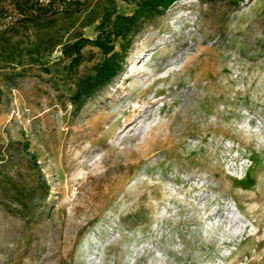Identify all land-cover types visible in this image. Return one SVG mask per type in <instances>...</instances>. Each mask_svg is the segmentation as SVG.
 I'll use <instances>...</instances> for the list:
<instances>
[{"label": "rangeland", "instance_id": "rangeland-1", "mask_svg": "<svg viewBox=\"0 0 264 264\" xmlns=\"http://www.w3.org/2000/svg\"><path fill=\"white\" fill-rule=\"evenodd\" d=\"M82 1L61 24L91 38V11L135 8ZM14 2L0 0V31L19 16ZM85 52L75 75L60 46L30 64L0 57V264H264V0L176 1L77 106L78 78L102 59ZM196 64L212 67L210 88L196 84ZM144 98L157 101L126 120ZM188 107L197 124L184 135L175 129ZM110 178L123 182L104 207H86Z\"/></svg>", "mask_w": 264, "mask_h": 264}, {"label": "trees", "instance_id": "trees-1", "mask_svg": "<svg viewBox=\"0 0 264 264\" xmlns=\"http://www.w3.org/2000/svg\"><path fill=\"white\" fill-rule=\"evenodd\" d=\"M125 1L135 4L131 13H121L107 2L89 13L88 23L96 24V36L91 38L73 22L61 24L62 18L72 21L80 15L87 7L86 1L63 0L57 4V0H15L19 16L0 31L1 60L30 64L41 61L43 55L60 46L68 73L75 75L85 61V48H97L102 59L93 73L78 78L72 96L73 104L81 106L122 71L134 38L144 24L164 15L178 0ZM25 71L26 67L13 75L23 76Z\"/></svg>", "mask_w": 264, "mask_h": 264}, {"label": "bare ground", "instance_id": "bare-ground-1", "mask_svg": "<svg viewBox=\"0 0 264 264\" xmlns=\"http://www.w3.org/2000/svg\"><path fill=\"white\" fill-rule=\"evenodd\" d=\"M200 63V62H199ZM183 68L185 70H192L191 67L187 66L186 64L183 66ZM195 69L199 70L201 72L200 76L196 78V84L197 85H200V82L201 80H206V85H205V88H210V82L215 78V75L213 73V70H212V67L209 65V64H196V67ZM225 70V69H223ZM135 72V71H134ZM134 72H132V74H135ZM171 76V74L165 76V77H161L159 80L160 81H163L165 82L169 77ZM155 83V82H154ZM154 83H152L149 87L141 90V94H144L145 92H148L150 90L151 87H153ZM163 90V89H162ZM161 89L157 90V92L159 91H162ZM183 94V93H182ZM156 98V97H155ZM153 98L152 100H147L146 98H144L142 101H140V104L133 107V109H131V111L129 112L128 114V117L126 120H129V121H132V120H136L137 117L140 115V112L138 113V110L141 109V111L143 112H147L148 108H150V106H152L156 101L157 99ZM192 107H188V111L186 112H183L184 114V120L182 122V126H179L177 127L175 130L176 131H180L182 134H184V132H187V130H189L190 128L192 127H195L196 126V121L194 122L192 119H191V111H193V109H191ZM195 111V110H194ZM193 111V112H194ZM182 113V111H181ZM148 117L149 118H152V115H153V112H149L148 113ZM193 116V115H192ZM111 118V116H107L103 121L102 123L105 124L108 119ZM181 117L179 116V113L176 115L175 117V122L177 120H181L180 119ZM178 123V122H177ZM147 127V126H146ZM167 128V127H166ZM171 128V127H170ZM173 128V127H172ZM101 129V128H100ZM146 130V129H145ZM174 128L171 130V134L169 136L166 137L165 141L164 142H167L170 146H174L175 142H174V138H173V131H175ZM191 130V129H190ZM193 130V129H192ZM96 132V131H95ZM191 133V131H190ZM185 135V134H184ZM96 139H99V138H96ZM96 143V142H95ZM114 153V152H113ZM110 156H113L112 153L110 154ZM105 162V161H104ZM71 164V163H70ZM69 164V166H70ZM72 165V164H71ZM116 166V165H115ZM73 168V167H72ZM112 170V168H110ZM114 170H115V167H114ZM125 176V175H124ZM192 177V176H191ZM190 177V178H191ZM111 179V178H110ZM108 179L110 183H107L106 184V188L104 190H100L98 191V189H101L103 188L102 187V184H96V186L94 187L96 189V191L94 193H91V199H90V202L88 204V206L86 207H90V209L92 211H96V210H100L104 207V202H103V197L106 196V195H109L111 192H113V190H115L117 188L118 185L122 184L123 180L121 181H116V179ZM101 181V180H100ZM107 182V181H106ZM119 187V186H118ZM117 192V191H116ZM90 197V196H89ZM175 198V197H173ZM221 212V209L215 211V212H211L209 214V217H212L213 215L215 214H218ZM222 214V213H221ZM231 225H236L238 223H240V221H230Z\"/></svg>", "mask_w": 264, "mask_h": 264}]
</instances>
